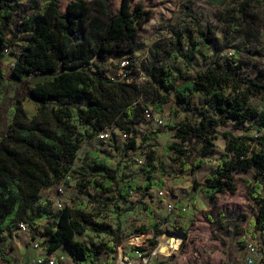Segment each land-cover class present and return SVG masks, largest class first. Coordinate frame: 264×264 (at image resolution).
Listing matches in <instances>:
<instances>
[{
    "label": "trees",
    "instance_id": "obj_1",
    "mask_svg": "<svg viewBox=\"0 0 264 264\" xmlns=\"http://www.w3.org/2000/svg\"><path fill=\"white\" fill-rule=\"evenodd\" d=\"M21 1L0 0V100L6 93L2 65L19 33L26 35L11 68L12 78L18 83L14 96L15 117L0 128V232H17L21 222L27 223L28 219L33 223L49 216L46 209L36 206L42 190L54 183L68 182L72 161L81 147L76 123L92 121L101 129L115 124L123 133L131 135L125 147L136 149L144 110L151 104L162 111L164 103L173 97L179 109L190 113L185 122L171 128L175 130L174 137L181 142L194 140L191 155L201 158L189 157L193 173L204 164L203 157L211 155L218 135L226 140L225 152L206 178L204 194L214 199L224 190L234 192L235 174L253 170V182L249 184L257 212L252 224L256 232L264 235V112L248 104L251 95L264 93L263 68L253 78L245 76L247 63L242 50L235 47L224 61L212 60L205 69L178 81L172 79L170 68L156 63L145 68L151 80L148 88L146 84L128 82L129 72L123 80H116L105 74L102 63L109 55L123 58L130 54L128 59H132L138 51L142 27L152 18V11L143 1L118 0L114 5L111 0H69L66 3L49 0L31 23L25 20L14 27ZM252 3L261 5L264 0H243L237 10L239 15H233V27L249 15L248 6ZM198 37L214 54L228 48L210 27L206 31L198 30ZM177 50L188 61L199 46L193 43L184 53L178 45ZM160 92L165 93L160 95ZM194 94L205 95L204 105H191L190 98ZM25 99L38 104L32 119L23 107ZM196 113L201 115L198 122L192 118ZM2 116L0 111V120ZM248 121L252 123L245 131L253 132L251 136L237 135L233 130L221 132L220 127L228 123L239 126ZM155 135L147 134L143 139ZM88 137L92 138L93 134ZM200 143L202 147L198 150ZM166 151L189 152L180 143L168 144ZM89 155L98 156L96 152ZM107 162V159L97 160L94 170L103 174L86 180L81 187L92 186L106 193L117 189L119 172ZM156 186L161 184L152 181L145 188ZM196 187L195 183L193 189ZM126 192L122 188L120 196ZM88 223L83 212L65 206L45 234L48 251L53 253L67 245L75 260L99 264L97 259L103 247L76 239L77 234L85 233ZM101 227L114 238L118 236L117 228L107 224ZM150 228L154 231L151 239L154 249L162 230L152 217ZM232 228L228 225V230ZM146 230L143 227L140 231ZM0 261L10 262L9 252L1 242Z\"/></svg>",
    "mask_w": 264,
    "mask_h": 264
},
{
    "label": "rangeland",
    "instance_id": "obj_2",
    "mask_svg": "<svg viewBox=\"0 0 264 264\" xmlns=\"http://www.w3.org/2000/svg\"><path fill=\"white\" fill-rule=\"evenodd\" d=\"M60 1L66 3L69 0ZM141 1L152 11V18L142 27V36L137 42L139 49L132 55V59H128L130 54L123 58L109 55L102 63L108 77L123 80L125 77L121 71V63L128 60V76H131L128 82L146 84L148 88L151 80L147 77L145 68L153 63L170 68L172 79L178 81L205 69L212 60L224 61L235 47L242 50L247 63L245 76L253 78L260 68L264 69V3H252L248 6L249 15L233 27V15H239L237 10L242 6L243 0ZM48 2L49 0H22L13 26L18 27L25 20L31 23L43 12ZM111 2L118 4V0ZM209 27L228 45L220 54H214L199 41L198 30L206 31ZM25 36L24 33H19L12 52L2 65L6 93L0 100L3 115L0 128L5 123L12 122L15 117L14 96L18 83L12 78L11 68L16 54L25 43ZM193 43L198 44L199 50L192 53L187 61L179 55L177 46L180 45L186 53ZM164 93L160 92V95ZM172 100L173 97L164 103L162 111H157L151 104L147 106L151 107L154 118L146 120L143 117L138 126L136 149L125 147L131 135L125 136L115 124L101 129L92 121L76 123L81 147L72 161L68 182L54 183L41 191L36 208L46 209L49 216L33 223L27 219L29 230L17 232L16 239L24 241L25 236L27 239L38 236L42 240L40 242L44 243L41 245L47 249V230L57 221L59 212L65 206H70L83 212L89 220L85 233L77 234L76 239L88 245L103 247L97 259L99 264H119L121 258L136 259L137 252L150 253L153 250L151 239L154 236V231L150 228L151 217L162 230V234L157 237V247L161 254L153 257L152 264H246L249 244L258 246L264 252V235L256 232L252 224L257 212V202L252 197V185L249 182H253L254 171L235 174L234 192L224 190L214 199L207 197L203 192L207 184L206 178L216 169L219 158L225 152L226 140L218 135L213 141L211 155L203 157L204 164L193 173L190 159L201 158L191 155L194 140L181 142L174 137L175 130L171 128L185 122L190 113L179 109ZM205 100L204 94H194L190 98L191 105L202 106ZM248 104L259 112H264V93L251 95ZM23 107L28 118L32 119L38 104L25 99ZM156 117H160L163 124H157ZM192 118L198 122L201 115L196 113ZM251 123L248 121L239 126L228 123L220 129L221 132L233 130L237 135L251 136L253 132L245 131ZM102 133L108 134V137L101 138ZM153 133H156L153 138L143 139L145 135ZM89 134H93V137L89 138ZM170 143L183 144L189 152L176 154L166 151V146ZM201 147L202 143L196 148L199 150ZM90 152H96L98 156H91ZM104 159L108 160L110 168L119 172L117 189L106 193L92 186L81 187L86 180L94 176L99 178L103 174V171H95L94 167L97 160ZM152 181L161 186L146 189L145 185ZM195 183L197 189H193ZM59 185L64 187L63 194L57 189ZM122 188L127 190L123 197L120 196ZM174 196H179L186 205V211L175 213L168 209L167 204ZM59 204L63 208L58 207ZM102 224L117 228L118 236L114 238L103 232ZM228 225L233 228L228 230ZM143 227L147 230L141 232ZM0 235L11 238L7 232H0ZM174 235L179 236L180 245L171 251L167 248L166 241ZM66 255H71V252L64 245L59 256ZM81 264L86 263L82 261Z\"/></svg>",
    "mask_w": 264,
    "mask_h": 264
},
{
    "label": "built area",
    "instance_id": "obj_3",
    "mask_svg": "<svg viewBox=\"0 0 264 264\" xmlns=\"http://www.w3.org/2000/svg\"><path fill=\"white\" fill-rule=\"evenodd\" d=\"M130 66V62L128 60H124L121 63V71L123 73V77H127V74L129 72V67ZM127 81H130V77L127 78ZM144 118L146 120H150L152 118H154L153 116V112L151 107H148L144 110ZM156 122L157 124L161 125L163 124V121L160 117H156ZM125 136H128V134H124ZM101 138L104 137H108V134L106 133H102L100 134ZM58 191L63 194L64 193V187L63 185H59L58 186ZM180 202V203H178ZM177 203V204H175ZM168 209L172 212L175 213H180L183 211H186V205H184L179 196H174L173 200L170 201L168 204ZM58 207L63 208L62 205H58ZM30 226L28 223L26 222H21L19 224V228L18 231H27L29 230ZM178 239L173 240V238H169L166 241V245L167 248L171 251L175 250L179 245L180 242L178 243ZM41 245V242H36L34 244L35 247H39ZM161 254V252L159 251V247H155L150 253L148 254H141L140 252H137V257L136 259H128L127 257L124 258V260H122V258L119 260V264H152V259L153 257L157 256V254ZM264 256L263 252L259 249L258 246L254 245V244H249L247 247V256L245 259L246 264H255V262L257 261V259H262ZM38 264H57V259L56 258H40L38 260Z\"/></svg>",
    "mask_w": 264,
    "mask_h": 264
},
{
    "label": "crops",
    "instance_id": "obj_4",
    "mask_svg": "<svg viewBox=\"0 0 264 264\" xmlns=\"http://www.w3.org/2000/svg\"><path fill=\"white\" fill-rule=\"evenodd\" d=\"M17 232H20V231H17ZM17 232H13V233L7 232L10 234V237H11V238L9 237L10 239H8L7 236L3 238L2 235H0L1 245L6 248L10 256V262L0 261V264H38V260L40 258H56L57 264H81L82 263V260H75L72 255H66V257L59 256V252L62 249V246L64 245L59 247L55 252L51 253L43 245L39 247L34 246L36 242L42 241L38 239V236L35 239H27V237L25 236L24 241L23 240L18 241L15 237V234ZM2 233H6V232H2ZM26 241H27V244H26ZM41 244H44V243H41ZM15 254L17 255L15 256ZM259 261H261L262 264H264L263 258L257 259L256 263Z\"/></svg>",
    "mask_w": 264,
    "mask_h": 264
},
{
    "label": "bare ground",
    "instance_id": "obj_5",
    "mask_svg": "<svg viewBox=\"0 0 264 264\" xmlns=\"http://www.w3.org/2000/svg\"><path fill=\"white\" fill-rule=\"evenodd\" d=\"M179 235V234H178ZM178 235H174L173 236V240H176V239H178V243L180 242V238H179V236ZM177 243V244H178ZM162 245V244H161ZM163 249V248H162ZM161 250V249H160ZM170 254V253H169Z\"/></svg>",
    "mask_w": 264,
    "mask_h": 264
}]
</instances>
